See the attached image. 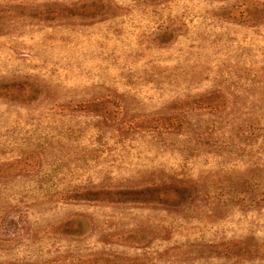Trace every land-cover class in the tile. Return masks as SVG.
<instances>
[{
    "label": "rangeland",
    "instance_id": "1",
    "mask_svg": "<svg viewBox=\"0 0 264 264\" xmlns=\"http://www.w3.org/2000/svg\"><path fill=\"white\" fill-rule=\"evenodd\" d=\"M0 264H264V0H0Z\"/></svg>",
    "mask_w": 264,
    "mask_h": 264
}]
</instances>
